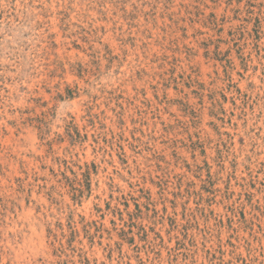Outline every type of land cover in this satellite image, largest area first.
Returning a JSON list of instances; mask_svg holds the SVG:
<instances>
[{
	"label": "rangeland",
	"instance_id": "obj_1",
	"mask_svg": "<svg viewBox=\"0 0 264 264\" xmlns=\"http://www.w3.org/2000/svg\"><path fill=\"white\" fill-rule=\"evenodd\" d=\"M0 264H264V0H0Z\"/></svg>",
	"mask_w": 264,
	"mask_h": 264
}]
</instances>
